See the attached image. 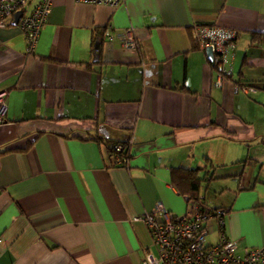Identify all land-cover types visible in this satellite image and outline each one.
I'll use <instances>...</instances> for the list:
<instances>
[{"label":"crops","instance_id":"crops-1","mask_svg":"<svg viewBox=\"0 0 264 264\" xmlns=\"http://www.w3.org/2000/svg\"><path fill=\"white\" fill-rule=\"evenodd\" d=\"M195 25L239 31L221 87ZM2 92L0 264H142L156 247L135 217L186 214L197 168L227 236L264 245V0H52L33 53L0 26Z\"/></svg>","mask_w":264,"mask_h":264},{"label":"built area","instance_id":"built-area-1","mask_svg":"<svg viewBox=\"0 0 264 264\" xmlns=\"http://www.w3.org/2000/svg\"><path fill=\"white\" fill-rule=\"evenodd\" d=\"M96 5L117 7L125 0H77ZM21 11L18 25L27 40V52L33 53L39 41L43 26L52 11V0H0V26L14 21L15 14ZM109 25L106 32L108 40L114 39ZM194 38L203 48H211L214 53L213 64L217 67L216 85L221 87L224 78L234 74L233 63L239 31L219 25H195ZM125 46H136L130 30L122 37ZM239 89V87H237ZM245 92H253L252 86H243ZM6 92L0 93V124L6 120L8 104ZM124 143L112 146L115 165L126 166L129 154ZM189 210L184 215H174L159 206L147 213L142 219L152 235L156 251L147 250L142 264H264V245L240 249L237 242L227 236L224 230L225 208H212L203 196L188 200ZM216 225L211 230L210 222ZM216 232V239L209 241V236Z\"/></svg>","mask_w":264,"mask_h":264},{"label":"trees","instance_id":"trees-1","mask_svg":"<svg viewBox=\"0 0 264 264\" xmlns=\"http://www.w3.org/2000/svg\"><path fill=\"white\" fill-rule=\"evenodd\" d=\"M96 140H100L99 136L95 137ZM109 143V149L110 152L112 153V146L113 144L117 143V142H108ZM125 144L127 151L123 152L125 155L130 153V146L128 142H122ZM32 142H30L28 144L31 145ZM199 171L200 169H193V170H188V177L186 179L187 183L189 184V190L188 191H184L185 194H188V200L190 199H196L198 198V193H199V189H200V185H201V178L198 176L199 175Z\"/></svg>","mask_w":264,"mask_h":264},{"label":"water","instance_id":"water-1","mask_svg":"<svg viewBox=\"0 0 264 264\" xmlns=\"http://www.w3.org/2000/svg\"><path fill=\"white\" fill-rule=\"evenodd\" d=\"M21 16H22V12L21 11L17 12L15 14L13 24H18ZM207 55H208L209 60L211 62H213V60H214V53L212 52L211 48H207Z\"/></svg>","mask_w":264,"mask_h":264},{"label":"rangeland","instance_id":"rangeland-1","mask_svg":"<svg viewBox=\"0 0 264 264\" xmlns=\"http://www.w3.org/2000/svg\"><path fill=\"white\" fill-rule=\"evenodd\" d=\"M211 191H213V189H212V188H211ZM214 238H215V236H214V235H210V236H209V241H211V242H212V241L214 240Z\"/></svg>","mask_w":264,"mask_h":264}]
</instances>
